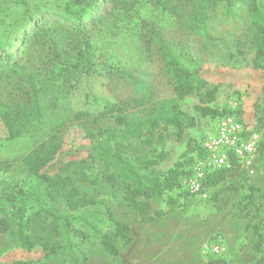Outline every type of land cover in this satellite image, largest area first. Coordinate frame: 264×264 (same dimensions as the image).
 <instances>
[{
  "label": "trees",
  "instance_id": "trees-1",
  "mask_svg": "<svg viewBox=\"0 0 264 264\" xmlns=\"http://www.w3.org/2000/svg\"><path fill=\"white\" fill-rule=\"evenodd\" d=\"M19 1L28 12L27 2ZM70 3L74 5V12L66 15L72 19L71 22L61 24L65 29L95 27L108 19L116 20L118 15L134 19L145 68L124 62L111 65L103 59L94 61L93 55L79 49V54L84 57L82 72L92 74L98 68L96 74H105L106 87L116 97L115 102L103 104L93 120L111 116L113 125L85 131L82 136L86 141V155L63 161L54 172H50L48 168L61 151L59 142H54L56 137L53 133L60 131L66 121L89 116L88 113L73 112L64 102L75 87L78 64L64 65L55 49L45 48L46 54L41 60L37 55L34 57V48L44 47L38 42L39 37H35L38 34L32 26L35 24L33 21L17 37L20 47L16 54L11 51L0 53V141L13 140L24 133L36 135L38 141L48 137L53 141L46 147L41 143L34 157H24V160H30L28 173L35 179L33 187L23 189L14 185L0 191V233L7 232L10 218L16 217L19 247L31 251L36 244L30 236L31 219L27 213L32 210L34 217L47 222L52 235L38 242L42 256L78 263L87 261L95 245L109 255L117 256L120 247L129 244L130 227L113 216L109 199L79 196L63 173L72 165L80 164L77 174L81 180L92 187L105 182L112 190V198L137 211L141 221L147 218L151 199L175 191V197L169 195L164 199L165 204L173 208L177 197L189 195L182 191L180 179L187 173L193 157L200 155L205 137L198 144L187 142V158L166 170L157 169V159L155 156L147 157L143 148L152 145L156 134L159 140L163 139L164 133L180 140L186 129L196 125L195 117L180 106L187 95L197 98L194 110L202 118L215 120L230 114L227 109L213 106L220 83L204 76V66L208 61L204 50H210L216 57L214 63L221 67L250 68L264 74V1H149L152 9H160L169 16L171 31L141 17L139 12L144 5L135 1L70 0ZM87 14L89 18H85ZM81 17L85 21H81ZM218 17L232 21L236 31L230 38L214 32ZM24 49L30 55L24 54ZM32 60L38 61L37 67L47 72H51L48 65L57 64L59 69L50 75L45 72V77L35 81L27 67L29 63L36 65ZM39 67L36 71L40 70ZM12 75L23 78L29 88L17 92L7 89L4 85ZM160 79L167 84V90L163 96L157 97L155 87ZM122 95L123 99L120 98ZM130 104L141 106L142 112L128 117L126 110ZM260 104H264V83L254 103L255 118ZM257 120L260 125L264 124V116ZM244 124L247 125L246 122ZM9 161L0 160V169H8ZM258 166L264 171V132L258 148ZM226 173L224 169L211 172L204 180L203 188L220 183ZM117 183L122 188L120 198L113 194ZM247 196L249 198L250 195ZM163 214L165 212L156 211L154 216ZM257 217L259 222L251 226L256 236L252 250L259 256L256 264H262L264 232L260 228H264V207L257 210ZM12 264H29V261L18 260ZM204 264L230 263L213 257Z\"/></svg>",
  "mask_w": 264,
  "mask_h": 264
},
{
  "label": "rangeland",
  "instance_id": "rangeland-1",
  "mask_svg": "<svg viewBox=\"0 0 264 264\" xmlns=\"http://www.w3.org/2000/svg\"><path fill=\"white\" fill-rule=\"evenodd\" d=\"M27 10L19 0H0V53L11 51L16 54L20 47L17 37L33 21L37 29L35 37L44 48H34V57L43 58L45 48L55 49L62 63L66 66L78 64L75 74V87L64 101L73 112L88 113V117L80 120L66 121L60 131L53 134L61 145V151L48 168L54 172L59 164L75 157L86 155V141L83 133L88 130H97L113 125V118L106 116L97 121L93 117L101 111L103 104L115 102V96L106 87L105 74H86L83 71L84 57L79 49L93 55L92 60H105L111 65L123 64L145 68L143 52L138 40L139 30L134 19H126L118 15L116 20L108 19L95 27H86L80 30L65 29L61 24L72 21L66 17L74 12V5L70 0H25ZM141 3L139 15L153 24L173 29L169 16L162 10L150 7L152 0H130ZM163 1V0H162ZM264 1V0H258ZM80 12V11H79ZM89 14L85 18H89ZM81 17V21H85ZM68 19V20H65ZM69 22V23H70ZM117 26H115L116 24ZM31 28V26H30ZM29 28V29H30ZM236 31L229 18L218 17L214 25V32L230 38ZM36 39V38H35ZM29 43V42H28ZM51 48H47V47ZM31 48V46H28ZM26 48V47H25ZM30 55L27 49L24 54ZM208 61L204 66V76L213 82H219L216 100L213 106L218 109H227L230 114L238 117L242 123L246 122L250 128L264 132V124L257 120L264 116V104H260L257 118L254 117V103L257 101L260 89L264 83V74L250 68L231 69L214 63L216 57L210 50H204ZM26 54V55H27ZM27 65L33 73L34 80L42 79L46 74L57 73L59 66L48 65L51 72L40 68L38 61ZM13 91H24L29 84L18 76H10L4 85ZM167 84L163 79L158 80L155 94L161 97L166 93ZM124 98V96H120ZM8 103V100L4 99ZM261 103V101H259ZM198 100L193 95H187L180 102L181 108L196 120V125L185 130L180 140L169 134L159 140L158 134L151 146L144 147L147 157L155 156L158 161L157 169L166 170L176 163L187 158L186 144H198L214 129L216 120L210 117L202 118L194 110ZM141 106L128 105L127 116L132 117L142 112ZM2 127L0 125V134ZM36 135L24 133L13 140L0 141V160H10L9 168L0 169V191L14 185L29 189L35 184L34 177L28 173L29 158L39 151L41 143L48 146L53 141L48 138L37 140ZM146 136V135H145ZM80 164L72 165L63 173L68 176L72 186L79 196H94L111 201L113 216L130 227L129 244L120 247L117 256L106 253L99 245H95L89 253L86 262L72 263L58 257L44 258L38 245L40 240L51 238L47 222L32 215L30 236L35 242L31 251H24L19 247L17 236V218H10L7 232L0 233V264H12L14 261H29V264H204L213 258L203 251V245L213 240H220L224 251L214 258H221L230 264H256L258 255L252 250L256 241L251 226L259 222L257 210L264 207V171L258 170L253 176H246L237 170L227 171L225 179L216 185H210L197 195H181L176 199V205L169 208L165 198L175 197V191L165 192L160 198H153L145 221H141L137 211L118 203L112 198V190L105 182L92 187L78 177ZM253 187V189H250ZM68 187L67 189H70ZM121 185L116 184L113 194L120 198ZM247 195H250L249 198ZM156 211H163L160 217H155ZM248 225L249 228H245ZM264 232V228H260ZM264 264V256H262Z\"/></svg>",
  "mask_w": 264,
  "mask_h": 264
},
{
  "label": "built area",
  "instance_id": "built-area-1",
  "mask_svg": "<svg viewBox=\"0 0 264 264\" xmlns=\"http://www.w3.org/2000/svg\"><path fill=\"white\" fill-rule=\"evenodd\" d=\"M214 129L201 143L200 155H195L180 179V187L189 195L203 191L207 175L218 170H237L253 176L259 170L258 148L261 133L245 125L233 114L215 119ZM203 251L215 257L224 251L220 240L203 245Z\"/></svg>",
  "mask_w": 264,
  "mask_h": 264
}]
</instances>
